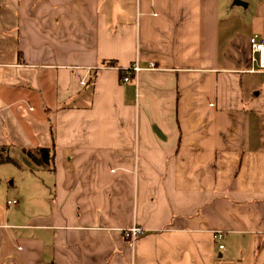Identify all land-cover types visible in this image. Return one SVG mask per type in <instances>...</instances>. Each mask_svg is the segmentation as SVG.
Returning <instances> with one entry per match:
<instances>
[{
	"label": "crops",
	"instance_id": "obj_1",
	"mask_svg": "<svg viewBox=\"0 0 264 264\" xmlns=\"http://www.w3.org/2000/svg\"><path fill=\"white\" fill-rule=\"evenodd\" d=\"M240 1L0 0V152L31 154L0 156V264H264V0Z\"/></svg>",
	"mask_w": 264,
	"mask_h": 264
},
{
	"label": "built area",
	"instance_id": "obj_2",
	"mask_svg": "<svg viewBox=\"0 0 264 264\" xmlns=\"http://www.w3.org/2000/svg\"><path fill=\"white\" fill-rule=\"evenodd\" d=\"M249 45H250V51H251V67L249 69V72H257V71H264V41L258 39L256 35H253L249 38ZM150 69H153L154 63L151 62L148 66ZM142 68L138 65V62H134L127 68H123L121 70L122 77L121 80L123 82L129 81V79L133 76H137L139 71ZM15 200H9L7 201V204H15ZM144 232V229L136 224H133L129 228L124 230L125 237L130 241L131 245H134L136 238L141 235ZM217 238L220 237V234L218 233ZM220 248H222V245H219Z\"/></svg>",
	"mask_w": 264,
	"mask_h": 264
},
{
	"label": "trees",
	"instance_id": "obj_3",
	"mask_svg": "<svg viewBox=\"0 0 264 264\" xmlns=\"http://www.w3.org/2000/svg\"><path fill=\"white\" fill-rule=\"evenodd\" d=\"M108 63L110 64L112 62H108ZM38 153H39V158L41 160L42 166L53 169L54 168V165H53L54 150H53V148L52 147H41L38 149ZM29 155H31V154H29Z\"/></svg>",
	"mask_w": 264,
	"mask_h": 264
},
{
	"label": "rangeland",
	"instance_id": "obj_4",
	"mask_svg": "<svg viewBox=\"0 0 264 264\" xmlns=\"http://www.w3.org/2000/svg\"><path fill=\"white\" fill-rule=\"evenodd\" d=\"M0 153H1L0 156H1L2 161L10 160V159H8L10 156L14 159H17L18 161L20 160V161L26 162L25 160L28 159V157H29L28 153L24 152L23 150L20 152L18 150H12L11 152L4 151V152H0ZM23 156L26 159H24ZM2 166H8L9 168H12L11 167L12 165H2ZM35 173L38 174L41 172L36 171Z\"/></svg>",
	"mask_w": 264,
	"mask_h": 264
},
{
	"label": "water",
	"instance_id": "obj_5",
	"mask_svg": "<svg viewBox=\"0 0 264 264\" xmlns=\"http://www.w3.org/2000/svg\"><path fill=\"white\" fill-rule=\"evenodd\" d=\"M235 3L238 4V5H245V2H242L240 0H235Z\"/></svg>",
	"mask_w": 264,
	"mask_h": 264
}]
</instances>
